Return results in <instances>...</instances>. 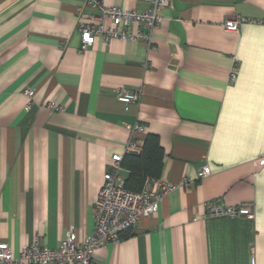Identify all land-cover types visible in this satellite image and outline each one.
Listing matches in <instances>:
<instances>
[{
	"label": "crops",
	"instance_id": "crops-1",
	"mask_svg": "<svg viewBox=\"0 0 264 264\" xmlns=\"http://www.w3.org/2000/svg\"><path fill=\"white\" fill-rule=\"evenodd\" d=\"M82 5L0 0V242L16 256L35 238L56 249L69 230L91 235L111 156L140 124L141 143L154 134L163 149L157 180L177 187L95 264H264V0H172L149 45L97 38L83 52ZM121 88L139 93L128 111ZM214 201L253 218L214 216Z\"/></svg>",
	"mask_w": 264,
	"mask_h": 264
},
{
	"label": "built area",
	"instance_id": "built-area-1",
	"mask_svg": "<svg viewBox=\"0 0 264 264\" xmlns=\"http://www.w3.org/2000/svg\"><path fill=\"white\" fill-rule=\"evenodd\" d=\"M171 3L172 0H147L145 10L135 11L106 6L104 0H83L82 9L77 14V32L81 42L79 50L86 51L97 38L106 46L114 40L141 41L149 45L152 33L163 22L161 11ZM85 10L94 15L86 14ZM245 21L243 18L226 21L223 29L237 32ZM230 78L235 80V70ZM25 94L30 100L34 91L26 90ZM115 98L128 111L131 105L139 101V93L121 88ZM142 133V126L135 124L125 154L139 152L142 143L137 136ZM121 161L122 155L115 153L111 156L109 170L104 174V182L94 205L95 228L91 235L78 238L74 230H69L56 249L43 247L40 239L35 238L16 256L8 243L0 242V264H95L94 255L100 247L118 243L121 232L135 227L143 217L155 215L162 199L177 186L146 179L139 192L130 191L125 188V179L120 174ZM257 164L262 166L264 161L260 160ZM210 173V168L204 166L197 172V178L205 179ZM153 184H156V190ZM209 210L214 216L253 218L250 204L234 207L214 201L210 203Z\"/></svg>",
	"mask_w": 264,
	"mask_h": 264
},
{
	"label": "trees",
	"instance_id": "trees-1",
	"mask_svg": "<svg viewBox=\"0 0 264 264\" xmlns=\"http://www.w3.org/2000/svg\"><path fill=\"white\" fill-rule=\"evenodd\" d=\"M163 149L157 135H146L139 153H126L122 157L121 166L127 171L125 188L139 192L146 179L157 180L161 175ZM133 235L132 228L120 233L124 240Z\"/></svg>",
	"mask_w": 264,
	"mask_h": 264
}]
</instances>
